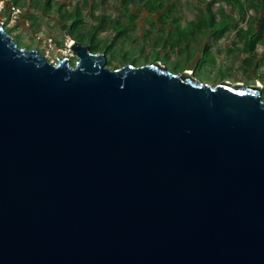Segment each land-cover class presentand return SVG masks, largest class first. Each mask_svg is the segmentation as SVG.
Wrapping results in <instances>:
<instances>
[{
    "label": "water",
    "instance_id": "water-1",
    "mask_svg": "<svg viewBox=\"0 0 264 264\" xmlns=\"http://www.w3.org/2000/svg\"><path fill=\"white\" fill-rule=\"evenodd\" d=\"M70 49L0 23V264H264L262 87Z\"/></svg>",
    "mask_w": 264,
    "mask_h": 264
},
{
    "label": "rangeland",
    "instance_id": "rangeland-1",
    "mask_svg": "<svg viewBox=\"0 0 264 264\" xmlns=\"http://www.w3.org/2000/svg\"><path fill=\"white\" fill-rule=\"evenodd\" d=\"M7 1L12 2V0H5L4 9L0 13V23L5 25L7 33L15 39L19 47L39 51L54 65L65 58H70L71 66H74L77 61L70 49L72 40H75L64 27L65 24L71 26L72 21L65 23L61 16L80 12L83 24L91 30L95 26L92 33L98 36L100 45L111 44V41L117 37L115 23L120 22L118 24L126 26L127 31L123 37L126 38L129 47L127 50L121 49L119 58L121 61L125 60L130 63L122 64L115 61L113 59L115 52L110 50L108 51L110 54L104 53L107 57L106 67L110 70L130 64L138 67L159 63L175 74H190L211 85L227 81L234 85L261 86L262 96H264V48L259 49L261 67L258 70L255 66L247 67L233 60L235 55L230 56L224 51V48L229 46V43H225L224 40V48H221L222 54L220 55H218L215 38L205 40L204 44L183 42L182 45L176 44L175 46L169 44L154 46L153 36L159 34L157 31L158 16L147 13L143 8L124 9L122 0H13V5L10 3L13 7L11 12L5 11ZM48 1H51L50 8ZM170 2L176 3V6L166 27L169 31L174 29L173 16V19L180 21L181 27L187 28L190 22L199 17V7L205 8L204 4H199L197 0H170ZM212 9L219 19V6L215 5ZM226 10H230L227 5ZM103 18L107 19V27L104 31L99 29ZM239 29L246 30L245 23H242ZM148 31H152L149 37L146 35ZM237 38L233 35L227 40L240 43ZM207 47L211 48L212 53ZM90 51L94 52L91 47ZM99 52L101 51L96 50V53ZM262 98L264 100V97Z\"/></svg>",
    "mask_w": 264,
    "mask_h": 264
},
{
    "label": "trees",
    "instance_id": "trees-1",
    "mask_svg": "<svg viewBox=\"0 0 264 264\" xmlns=\"http://www.w3.org/2000/svg\"><path fill=\"white\" fill-rule=\"evenodd\" d=\"M5 0H0L4 2ZM199 4H204L205 8L199 7V17L196 20L189 23V27L183 28L180 26V21L173 19L172 26H174L173 31L167 30L168 21L170 15L173 13V9L176 3L172 4L170 0H122V5L124 9L131 7L132 9L139 10L143 8L149 14H155L158 16V26L157 31L159 34L153 36L154 46H160L163 44L165 46L172 45H182L183 42L195 43L200 42L204 44L205 40H210L215 38L218 55L222 54L221 48H224L225 43H229L228 47L224 48V51L228 55L234 56L233 60L239 61L237 63H242L247 67L255 66L258 70L261 67V62H259V49L264 48V0H197ZM12 2H6L5 11H10L13 7L10 6ZM218 5V12L220 18L216 17L213 11V6ZM226 5L230 8L229 11L226 10ZM49 8L51 7V1H48ZM11 12V11H10ZM62 21L69 22L72 21L71 26L64 25L65 29H68L69 35L77 42L82 45H89L94 52L101 51L99 53H108L112 50L114 53L113 59L122 64L130 63L119 58V52L128 49V42L126 38L123 37L126 30V26L122 24H116L115 30L117 37L111 41V44L100 45L98 36L92 33L86 24H83L82 16L80 12H76L71 15H62ZM107 19L103 18L100 22L99 29L104 31L107 27ZM245 23L246 30H240L239 27ZM114 24V25H115ZM241 24V25H240ZM155 25H153L154 27ZM152 27V26H151ZM5 28V25H4ZM6 29V28H5ZM7 31V30H6ZM8 32V31H7ZM147 37L152 35V31L146 33ZM235 35L238 43L234 40H227L229 36ZM225 43L223 44V42ZM223 44V45H222ZM210 53H212L211 48L207 47ZM264 97V96H262Z\"/></svg>",
    "mask_w": 264,
    "mask_h": 264
},
{
    "label": "built area",
    "instance_id": "built-area-1",
    "mask_svg": "<svg viewBox=\"0 0 264 264\" xmlns=\"http://www.w3.org/2000/svg\"><path fill=\"white\" fill-rule=\"evenodd\" d=\"M4 4H5L4 2H1V3H0V13H1L2 10L4 9ZM59 61H60V60H59Z\"/></svg>",
    "mask_w": 264,
    "mask_h": 264
}]
</instances>
